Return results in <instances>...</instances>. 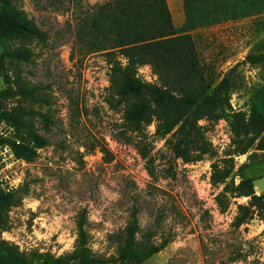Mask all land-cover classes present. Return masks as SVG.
Instances as JSON below:
<instances>
[{
	"label": "rangeland",
	"instance_id": "1",
	"mask_svg": "<svg viewBox=\"0 0 264 264\" xmlns=\"http://www.w3.org/2000/svg\"><path fill=\"white\" fill-rule=\"evenodd\" d=\"M14 1L47 40L29 46V61H0V120L13 129L9 138H0V193L16 198L0 240L26 253L59 257L74 250L83 222L93 253L112 259L136 218L140 235L166 243L147 264H264V214L255 208L241 227L234 226L237 206L249 199L229 197L221 211L217 197L223 186L211 181L212 165L231 156L235 184L255 179L256 195H264V151L258 148L264 132L237 141L232 135L237 112L264 121V65H242L231 74L230 108L207 132L212 155L197 163L177 160L151 125L142 145L150 151L145 160L135 143H126L121 113L106 103L109 57L88 53L79 40L83 23L109 0ZM167 1L179 36L187 20L185 0ZM189 1L196 15L221 18L190 32L216 82L248 53L264 52V0L253 1L252 9L237 2L229 8L236 19L222 16L227 7L220 0ZM139 74L156 82L150 67ZM17 76L36 88L32 101L8 96ZM21 145L35 151L32 160L19 156Z\"/></svg>",
	"mask_w": 264,
	"mask_h": 264
},
{
	"label": "trees",
	"instance_id": "2",
	"mask_svg": "<svg viewBox=\"0 0 264 264\" xmlns=\"http://www.w3.org/2000/svg\"><path fill=\"white\" fill-rule=\"evenodd\" d=\"M253 1L220 0V5L224 3L227 7L222 16L236 19L238 14L229 8H234L237 2H245L248 3L245 8L252 9ZM184 8L187 20L179 36H176L167 0H109L97 8L93 18L85 21L79 31L80 43L88 53L103 52L109 57L106 103L111 110L121 113L126 143H135L145 160L150 151L142 145L148 139L147 129L151 125H155V134L165 141L177 160L197 163L212 155L213 146L207 132L230 108L234 89L231 74L242 65H264V52H250L242 63L216 82L203 64L190 32L214 26L221 18L196 15L189 0H185ZM46 40V33L14 0H0V47L3 50L0 61H29L33 55L29 46ZM144 67L151 68L156 82H148L140 76L139 70ZM15 84V89L7 91L8 96L32 101L38 94L21 76H17ZM263 132L261 118L252 115L248 119L241 111L233 115L234 141L245 140L253 134L259 138ZM252 144L249 143L242 154H246ZM16 148L21 158H34L33 149L22 145ZM258 148L264 151V139ZM248 165L243 164L238 171H244ZM235 171V161L229 156L212 165L211 181L223 186V192L217 197L221 211L227 208L229 197L249 199L248 204L237 206L234 226L241 227L255 208L264 214V195H256L255 179H243L236 185ZM15 205L13 195L0 193V233L7 230L8 214ZM78 228L74 250L59 257L40 251L26 253L17 245L0 240V264H147L166 247V243L155 244L150 235H140L139 222L134 218L119 238L116 257L103 259L89 247L84 223L80 222Z\"/></svg>",
	"mask_w": 264,
	"mask_h": 264
},
{
	"label": "built area",
	"instance_id": "3",
	"mask_svg": "<svg viewBox=\"0 0 264 264\" xmlns=\"http://www.w3.org/2000/svg\"><path fill=\"white\" fill-rule=\"evenodd\" d=\"M13 129L9 127L5 120H0V138H9Z\"/></svg>",
	"mask_w": 264,
	"mask_h": 264
}]
</instances>
